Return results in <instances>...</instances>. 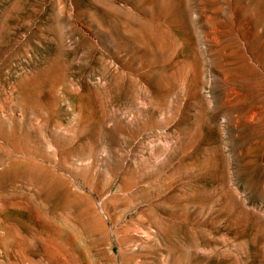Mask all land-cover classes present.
Returning a JSON list of instances; mask_svg holds the SVG:
<instances>
[{
    "label": "rangeland",
    "instance_id": "1",
    "mask_svg": "<svg viewBox=\"0 0 264 264\" xmlns=\"http://www.w3.org/2000/svg\"><path fill=\"white\" fill-rule=\"evenodd\" d=\"M112 263L264 264V0H0V264Z\"/></svg>",
    "mask_w": 264,
    "mask_h": 264
},
{
    "label": "bare ground",
    "instance_id": "2",
    "mask_svg": "<svg viewBox=\"0 0 264 264\" xmlns=\"http://www.w3.org/2000/svg\"><path fill=\"white\" fill-rule=\"evenodd\" d=\"M37 175V174H36ZM29 177V176H28ZM33 178V177H32ZM35 178V177H34ZM31 179V178H30ZM38 183H40V182H38ZM41 184V183H40ZM39 185V184H38ZM42 185V184H41ZM38 187V186H37ZM43 188H44V185H43ZM35 190V189H34ZM38 191V190H37ZM36 192V191H35ZM41 197V196H40ZM43 198V197H42ZM89 199V198H88ZM89 204H91V203H89ZM93 204V203H92ZM93 211V210H92ZM101 214V213H100ZM89 215V214H88ZM97 217V216H96ZM90 218H91V216H90ZM64 219V218H63ZM101 218H100V216H99V218H97V219H95V221H94V219L93 218H91L90 219V222H92V225L94 226V227H96V226H98L99 225V227H100V225H102L104 222H102V220H100ZM85 220V219H84ZM83 220V221H84ZM105 220V219H104ZM41 221V220H40ZM106 221V220H105ZM42 222V221H41ZM69 222V221H68ZM82 222V221H81ZM87 223V222H86ZM40 224V223H39ZM85 226V225H84ZM91 227V226H90ZM89 227V228H90ZM98 227V228H99ZM93 228V227H92ZM73 229H76V226H74V228ZM99 230V229H98ZM78 231V233H79V235L81 236V235H83L84 234V231H81V230H77ZM96 231V230H95ZM101 233V232H100ZM95 234V233H94ZM99 234V233H98ZM101 234H103V233H101ZM92 235V234H91ZM96 235V234H95ZM104 235V234H103ZM71 236V238L73 239V236H72V234L70 235ZM105 236H107V235H105ZM95 238V237H94ZM6 239V238H5ZM98 239V238H97ZM4 241V240H3ZM105 244V243H104ZM101 244L99 243V246H100ZM4 247V246H3ZM4 248H6V247H4ZM94 248V247H93ZM65 249V248H64ZM88 249V248H87ZM86 249V250H87ZM76 251V250H75ZM92 251V250H91ZM90 251V252H91ZM78 252H82V251H78ZM95 252H96V250H95ZM98 252V251H97ZM96 252V253H97ZM86 253V252H85ZM94 253V252H93ZM83 255V254H82ZM108 255V257H109V260H111V261H116L115 260V256H114V254H107ZM86 256V255H85ZM67 257V256H66ZM81 259V258H80ZM132 260V259H131ZM82 261V260H81ZM113 264V263H112Z\"/></svg>",
    "mask_w": 264,
    "mask_h": 264
}]
</instances>
